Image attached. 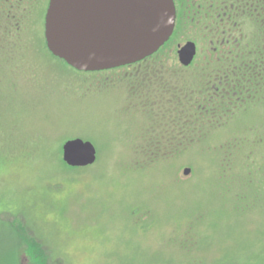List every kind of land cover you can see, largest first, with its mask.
I'll return each instance as SVG.
<instances>
[{
	"label": "rangeland",
	"instance_id": "rangeland-1",
	"mask_svg": "<svg viewBox=\"0 0 264 264\" xmlns=\"http://www.w3.org/2000/svg\"><path fill=\"white\" fill-rule=\"evenodd\" d=\"M233 3L244 14L231 13L237 52L264 45L258 16ZM17 7L18 43L0 49V264H42L12 219L43 243L46 264H264V98L219 125L184 128L168 116L173 93L216 69L204 62L222 35L217 8L184 26L176 17L156 60L93 75L41 50L47 0L24 16ZM188 40L198 49L183 67ZM76 138L95 147L93 165L62 164V145Z\"/></svg>",
	"mask_w": 264,
	"mask_h": 264
},
{
	"label": "water",
	"instance_id": "water-1",
	"mask_svg": "<svg viewBox=\"0 0 264 264\" xmlns=\"http://www.w3.org/2000/svg\"><path fill=\"white\" fill-rule=\"evenodd\" d=\"M175 19L173 0H49L44 39L47 50L77 72H102L156 54L171 38ZM195 55L193 42L177 51L183 67ZM62 160L69 167H88L96 161V149L88 141L68 140Z\"/></svg>",
	"mask_w": 264,
	"mask_h": 264
},
{
	"label": "trees",
	"instance_id": "trees-1",
	"mask_svg": "<svg viewBox=\"0 0 264 264\" xmlns=\"http://www.w3.org/2000/svg\"><path fill=\"white\" fill-rule=\"evenodd\" d=\"M235 4L236 3L232 2L231 5L233 6H230V3L227 2L226 5H224L229 11H227L229 19H224L222 22L218 21V24H221L224 27L219 29L222 34L220 35V42H215V46L212 51H210L212 53L206 58L207 60L205 59L206 62H204L212 64L216 69H212L211 73L208 72L209 78L205 84L200 87H195L190 91H185L183 96L180 95L181 92L179 94L173 93V96L176 97V99L170 98L168 101V103L177 110V113L174 115H170L171 113H169L168 116H170V119L177 118V122H180L184 128H190L197 124H202L204 121L212 120L213 118H217L215 121L217 123H214L219 125L222 120L229 117V113L233 108H238L251 101L254 102L260 100V98H264V45L260 43L257 45V48L254 46L250 49L246 46L243 53L237 52L236 44L238 41H234V38L237 36H233L232 31H236L235 27H237L238 23L236 20L237 15H242L243 13L237 14L241 8L239 4ZM244 5L248 8V14H255L258 16V29H263L264 37V0H246ZM13 7V5L7 4L0 6V18L3 20L1 23L4 24L3 29L0 30V49L4 48L5 42L18 43L17 41L21 29H17L18 23L16 22V18L17 21L24 20V18L14 15L12 10ZM232 12L237 15L233 16L231 14ZM182 20L183 19H177V25L179 23L181 26H184L186 21L188 23L191 19H186V21L185 19ZM194 20L199 22L198 19ZM13 23L15 26H13ZM174 34L175 31L172 37ZM166 44L160 48L156 54L139 63L115 70L89 74L107 75V73L124 70L127 71V69L130 70L129 68H136L147 61L156 60ZM42 49L43 51L46 50L47 53L51 55L46 48L44 39L41 50ZM3 52L4 51H0V60L4 55ZM217 70H219L218 73ZM183 98L186 99L185 102L188 103L187 106V103L184 104V101H182L184 100ZM181 107L184 108L181 109ZM262 142H264V140ZM62 164L69 169H76L67 166L63 161ZM6 225L12 231L17 228V232L13 231V234L27 245L28 250L34 257H38V259L40 258L42 264H44V262L46 264V262L50 260L49 252L44 248L43 243L35 235H32L29 228H27L24 223L21 224L19 223V220L12 219L11 221L6 222ZM18 232H20L21 235H19Z\"/></svg>",
	"mask_w": 264,
	"mask_h": 264
},
{
	"label": "flooded vegetation",
	"instance_id": "flooded-vegetation-1",
	"mask_svg": "<svg viewBox=\"0 0 264 264\" xmlns=\"http://www.w3.org/2000/svg\"><path fill=\"white\" fill-rule=\"evenodd\" d=\"M37 0H0V6L1 5H13L18 6V10H22L25 14L27 5H31V3H35ZM245 1V0H243ZM176 10V17L178 19H207L209 16L211 17V14L209 13V10L207 9L208 6H215L217 8L216 18L218 20H224L225 17L228 16L227 12L224 9H221L220 6L226 5L227 2L231 3L233 0H173ZM49 0H47V7H48ZM226 8V7H225ZM223 17V18H222ZM216 19V20H217ZM229 19V17L227 18ZM175 31V30H174ZM174 33V32H173ZM187 42H193L192 40H188ZM196 46V50L198 49L197 43L193 42Z\"/></svg>",
	"mask_w": 264,
	"mask_h": 264
}]
</instances>
